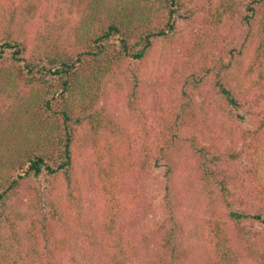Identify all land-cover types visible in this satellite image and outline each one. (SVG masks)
<instances>
[{"label":"trees","instance_id":"1","mask_svg":"<svg viewBox=\"0 0 264 264\" xmlns=\"http://www.w3.org/2000/svg\"><path fill=\"white\" fill-rule=\"evenodd\" d=\"M188 1L0 0V98L12 96L21 113L17 119H24L20 126L14 122L21 128L17 133L0 134L8 141L0 143V264H85L68 255L73 235L107 264H132L151 240L161 264H178L189 254L173 209L161 221H145L151 208L143 179L162 169L169 204L173 191L181 198L201 182L211 203L202 227L210 264L264 262V0H207L194 7ZM243 6L250 13L243 12L240 22L257 27L256 48L247 45L248 32L218 70L208 67L200 77L191 70L186 77L183 93L190 101V90L199 91L213 75L201 106L205 115L218 114L207 115L206 128L195 122L198 134L185 138L177 119L168 122L155 113L159 128L149 124L145 103L160 81L145 73L152 52L184 43L182 19L207 13L216 24L227 12L235 18ZM30 19L39 22L36 34L27 30ZM103 91L112 98L123 95L135 117L131 128L99 106ZM156 110L165 112L161 104ZM183 141L193 155L178 171L171 154ZM25 178L35 180L34 191L17 202ZM83 179L102 204L89 219ZM59 181L67 191L63 206ZM69 218L78 228L70 227ZM245 221L261 226H244L261 242L260 249L252 243L257 259L244 255L247 241L235 249L230 223ZM137 264L156 263L143 258Z\"/></svg>","mask_w":264,"mask_h":264},{"label":"rangeland","instance_id":"2","mask_svg":"<svg viewBox=\"0 0 264 264\" xmlns=\"http://www.w3.org/2000/svg\"><path fill=\"white\" fill-rule=\"evenodd\" d=\"M189 6L194 7L200 4H206L207 0H189ZM52 3V1H51ZM244 7V6H243ZM237 9L235 18L228 14V12L223 15L215 23H211L210 19L207 17V13L197 12L196 16L191 19H182L180 23V30L184 37V43L176 46H169L166 52H162V47H158L152 52L149 60L148 69L145 71L146 76L151 75L152 78H156L158 81L155 93L148 95L145 108L146 115L149 124H153L159 128V125L154 121L155 113H160L167 117V121H172L174 119L178 120V129L182 134V137L193 136L198 134V127L195 122H199L200 125L206 128L207 124L210 123L207 115L215 116L218 113L215 111H210L207 115L202 111V102L209 95L208 88L213 84L214 77L210 74L207 81L203 82L199 91L191 89V94L193 96L192 100H188L184 95V91L187 89V74L191 70L195 71V75L200 77L201 75H206V68H212L213 71L218 70L222 63H227L230 60L231 54L229 53L230 48L241 47L243 42L246 40V35L248 32L252 33L250 41L247 43L250 48H256L257 42L259 40V34H255L257 27L250 29L244 22L241 24L240 18L245 11V7ZM242 13H241V11ZM244 14V15H245ZM243 15V17H244ZM260 15H258V18ZM78 16L75 14L72 17L71 24L74 22ZM239 18V20H237ZM258 19H256L257 21ZM255 21V22H256ZM26 25L28 26L29 35L30 30H34L35 34L38 31L40 25L37 19L27 20ZM257 24V22H256ZM253 33L255 38H253ZM242 62V61H241ZM172 70L175 73H172ZM231 72V71H230ZM205 83V84H204ZM15 95V94H14ZM2 98V99H1ZM0 98V134L3 135L8 129H14L12 132L17 133V129H21L20 122L24 120L21 113L16 109V103L13 102L12 96L4 95ZM6 102L10 106V110H6V106L3 103ZM161 104L165 108V112H159L156 107ZM264 104V98L260 103ZM99 106L103 108L104 112L110 118L116 119L121 122L126 129L131 128L135 117L131 114L130 110L124 103L123 95L121 93L117 94L116 98H112L107 92L102 93L100 98ZM155 107V111H154ZM164 113V114H163ZM18 116V117H17ZM19 122V126L16 128L14 122ZM165 123V122H162ZM159 123V124H162ZM14 126V128H13ZM210 135V133H208ZM2 140L8 143L5 135L0 137V143ZM186 141L180 142L176 147L177 149L172 152V166L175 170H181L186 159L193 155V152L186 150ZM205 145H210L209 141L204 140L202 142ZM81 145V144H79ZM78 145L77 165L82 168L84 164L83 150ZM82 146V145H81ZM18 150V149H16ZM15 150V151H16ZM8 153L14 154L15 152ZM17 152L16 154H18ZM165 169L158 171L155 174L148 176L143 179L146 183L145 191L148 194V202L150 203V211L146 215V220L158 219L159 221L168 217L173 209V215L177 217L180 223V228L182 231V240L184 244V253L189 254L188 257L179 259L178 264H210V255L207 252L203 235L202 227L203 222L211 203L206 194L202 191L201 182H197L192 186L189 191L183 197L179 198L177 193L173 191L174 195L171 198L170 204L165 200ZM199 172H196L198 177ZM34 182L32 178H25L22 180L21 191L16 197L17 202H22L28 199L29 193L34 191ZM173 183V182H172ZM83 191L85 194V216L92 218L99 209L102 208L101 201L97 198L95 192L92 190L88 183L83 179ZM57 195L60 198V203L63 206L66 202L65 186L63 182L59 181L57 183ZM214 199V197H212ZM236 208L240 207L238 204L234 205ZM70 227L78 228L77 221L75 222L73 218H69ZM136 222H131V227H135ZM250 231L260 230L261 226L259 224H252L250 221L242 222V224L230 223L231 234L234 237V245L236 250H240L241 241L249 242V248L244 251V255L248 256L249 260L257 259L255 256L258 254L252 252V243L257 249L261 248V242L259 237L252 233H248L245 229ZM74 229H70V233L73 235ZM156 243L151 240L148 244H142V251L140 256L134 257L132 264H137L141 259L146 258L153 261L156 264H161L157 255ZM69 256H76L80 261L85 264H107L102 261L98 256H93L91 252L82 246L80 236H74L71 240V248L69 251ZM255 264H264V262L256 261Z\"/></svg>","mask_w":264,"mask_h":264}]
</instances>
